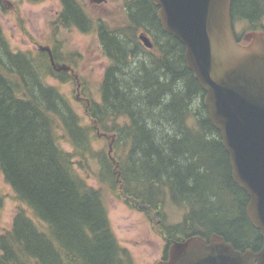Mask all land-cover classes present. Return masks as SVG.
<instances>
[{"label":"trees","instance_id":"obj_1","mask_svg":"<svg viewBox=\"0 0 264 264\" xmlns=\"http://www.w3.org/2000/svg\"><path fill=\"white\" fill-rule=\"evenodd\" d=\"M57 1L58 24L93 29L78 0ZM122 2L124 25L96 27L109 65L99 101L88 102V122L45 81H65L47 54L12 50L0 25V173L30 213L19 208L10 229L0 233V264H134L110 227L106 190L147 217L155 214L166 249L212 234L241 252L261 249L246 216L248 197L231 179L183 46L163 32L152 0ZM231 20L236 40L264 31V0H232ZM140 32L150 37V49ZM97 131L111 138L109 146H93ZM90 161L97 188L77 172L88 174ZM167 204L184 211L178 223H165ZM2 205L0 196V211Z\"/></svg>","mask_w":264,"mask_h":264},{"label":"water","instance_id":"obj_2","mask_svg":"<svg viewBox=\"0 0 264 264\" xmlns=\"http://www.w3.org/2000/svg\"><path fill=\"white\" fill-rule=\"evenodd\" d=\"M152 2L163 32L184 48L186 68L204 92L209 121L228 155L231 179L248 197L246 216L262 238L259 251L241 252L216 234L207 240L192 236L173 242L168 258L156 264H264V31L237 41L232 0ZM139 39L151 47L146 37ZM39 50L56 65L49 47Z\"/></svg>","mask_w":264,"mask_h":264},{"label":"rangeland","instance_id":"obj_3","mask_svg":"<svg viewBox=\"0 0 264 264\" xmlns=\"http://www.w3.org/2000/svg\"><path fill=\"white\" fill-rule=\"evenodd\" d=\"M78 1L86 15L93 21L94 27L90 32L83 33L76 28L58 24L56 18L61 6L57 0H43L37 3L25 0H0V25L12 50L30 51L36 55L40 53L38 51L40 46H48L55 50L59 61L62 62L60 64L72 68V72L53 70L55 73H63L65 81L51 77L45 78V81L57 87L78 116L84 122H88L86 116L88 102L91 99L99 101L100 82L105 68L109 65L96 35L97 24L104 23L110 28L121 27L125 23V14L122 0H106L101 4L93 3L91 0ZM236 32L240 34L241 29L237 28ZM95 135L94 147L101 148L111 144L110 137L101 135L99 131ZM60 145L70 151L64 139H60ZM88 165V174L78 168L77 172L88 185L97 188L99 185L90 171L95 167V163L90 161ZM103 195L112 232L119 246L129 252L133 263L156 264L162 261L166 246L159 218L155 214L151 218L147 217L107 190ZM0 196L3 200L0 211L2 233L10 229L13 215L19 208L27 213L29 210L18 203L1 173ZM182 211L167 204L165 223H178L183 215Z\"/></svg>","mask_w":264,"mask_h":264}]
</instances>
